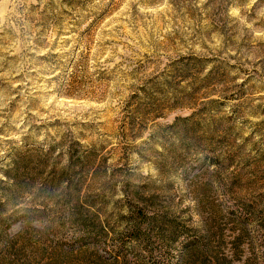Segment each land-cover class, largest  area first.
<instances>
[{
    "label": "rangeland",
    "instance_id": "obj_1",
    "mask_svg": "<svg viewBox=\"0 0 264 264\" xmlns=\"http://www.w3.org/2000/svg\"><path fill=\"white\" fill-rule=\"evenodd\" d=\"M0 264H264V0H0Z\"/></svg>",
    "mask_w": 264,
    "mask_h": 264
},
{
    "label": "trees",
    "instance_id": "obj_2",
    "mask_svg": "<svg viewBox=\"0 0 264 264\" xmlns=\"http://www.w3.org/2000/svg\"><path fill=\"white\" fill-rule=\"evenodd\" d=\"M151 224V223H150Z\"/></svg>",
    "mask_w": 264,
    "mask_h": 264
}]
</instances>
